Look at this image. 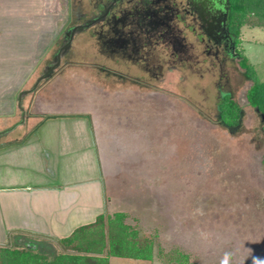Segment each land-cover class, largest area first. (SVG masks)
Segmentation results:
<instances>
[{
  "label": "rangeland",
  "instance_id": "obj_1",
  "mask_svg": "<svg viewBox=\"0 0 264 264\" xmlns=\"http://www.w3.org/2000/svg\"><path fill=\"white\" fill-rule=\"evenodd\" d=\"M9 1L15 6L1 12L0 34L6 35L12 48L16 46L17 57L25 59L16 62L21 77L15 80L16 92L9 94V100L3 99L2 117L11 109V96L30 87L40 74V67L34 68L37 58L55 50L59 43L55 37L66 14L65 0H3V4ZM23 16L28 23L16 24L15 29L10 26L9 35L5 24ZM82 40L83 44H74L81 50L74 59L76 65L52 79L48 90L36 95L38 103L31 109L89 116L96 132L95 146L89 137L88 145H83L80 135V155L87 165V152L82 149L94 148L91 158L96 167L109 173L99 184L102 198L97 199L95 214L123 212L125 223L137 231L139 240L153 243L152 261L113 257L109 264H220L225 253L231 254L229 264H252L251 255L264 257V133L259 113L246 102L250 83L236 61L231 64L238 72L231 98L240 108L241 118L230 129L217 119L215 93H211L206 75L204 92L192 79L191 87L181 90L176 77H168L157 93L112 92L90 70L92 60L86 51L91 43ZM240 43L257 78L264 81V28L243 26ZM231 58L237 59L233 54ZM0 72H4L2 66ZM5 75L0 77L5 83L13 79ZM32 98L27 97L28 106L35 100ZM122 99L127 102L123 104ZM2 117L0 129L12 123V118ZM15 117L18 119V112ZM95 176L99 177L96 172ZM5 208L1 212L0 205V217L7 218ZM0 232L3 248L24 247L32 241V250L48 256L63 251L52 240L22 237L14 241L12 235L6 236V227Z\"/></svg>",
  "mask_w": 264,
  "mask_h": 264
},
{
  "label": "flooded vegetation",
  "instance_id": "obj_2",
  "mask_svg": "<svg viewBox=\"0 0 264 264\" xmlns=\"http://www.w3.org/2000/svg\"><path fill=\"white\" fill-rule=\"evenodd\" d=\"M62 6L66 14L55 37L59 43L38 64L40 74L30 87L15 97L12 123L0 129V149L41 135L52 119L77 117L86 120L93 132L87 115L44 114L31 109L38 103L36 95L48 90L52 79L76 65L74 59L81 50L74 44H83L82 39L91 43L86 51L92 60L90 70L112 92L157 93L168 77H176L181 90L191 87L192 79L203 91L206 75L211 93H215L217 119L224 97L233 98L238 72L231 65L236 53L228 31V0H65ZM28 96L35 99L30 106ZM19 131L22 135L16 138ZM9 137L14 138L7 140Z\"/></svg>",
  "mask_w": 264,
  "mask_h": 264
},
{
  "label": "crops",
  "instance_id": "obj_3",
  "mask_svg": "<svg viewBox=\"0 0 264 264\" xmlns=\"http://www.w3.org/2000/svg\"><path fill=\"white\" fill-rule=\"evenodd\" d=\"M13 6L15 5L12 1L3 4V0H0V14ZM24 18H14L9 24H5L8 25L6 30L9 35L10 26L15 29L16 24L28 23ZM14 32L12 29V35ZM19 35L21 36L20 33ZM5 36L0 34V69L2 66L4 71L0 72V77L5 73L7 78L13 79H7L8 83L3 78L0 80V108L5 98L9 100V94L16 92L15 80L21 77L17 76L16 62L21 63L25 59L17 57L16 46L12 48ZM45 53L47 54L44 52L37 58L34 68H38L40 61L46 56ZM29 75L31 73H27ZM22 82L21 80L20 83ZM2 94L4 95L1 98ZM11 98L8 104L11 109L0 118L10 119L14 116V94ZM121 102L125 104L127 101L122 99ZM41 132V135H33L24 144L0 149V210L2 212L6 207L5 210L9 213L7 218L0 217V231L6 227V236L12 235L14 241H20L22 237L42 238L59 245V239L69 236L78 227L93 223L98 215L103 214H95V204L97 199L102 198L103 187L99 184L109 173L103 167H96L95 159L91 158L94 148L82 149L87 152V165L83 162L85 156L80 155V135L84 139L83 145L88 142L89 137L91 146H95L96 133L94 129L91 132L90 124L86 120L52 119ZM21 135L22 132L19 131L15 137L20 138ZM13 138L9 137L7 140ZM95 172L99 175L98 178ZM27 243L25 245L29 246L32 241Z\"/></svg>",
  "mask_w": 264,
  "mask_h": 264
},
{
  "label": "trees",
  "instance_id": "obj_4",
  "mask_svg": "<svg viewBox=\"0 0 264 264\" xmlns=\"http://www.w3.org/2000/svg\"><path fill=\"white\" fill-rule=\"evenodd\" d=\"M227 24L234 42L237 67L250 83L245 93L246 102L259 113L264 133V81H259L240 45L243 26L264 28V0H228ZM220 104V124L230 129L238 126L241 110L231 96L226 95ZM262 156L264 165V145ZM125 219L123 212L98 215L93 223L78 227L60 239L63 251L53 256L27 245L0 247V264H109L113 257L152 261L153 243L140 241L137 231L128 226ZM29 245L33 247V243ZM181 258L186 260V256Z\"/></svg>",
  "mask_w": 264,
  "mask_h": 264
},
{
  "label": "clouds",
  "instance_id": "obj_5",
  "mask_svg": "<svg viewBox=\"0 0 264 264\" xmlns=\"http://www.w3.org/2000/svg\"><path fill=\"white\" fill-rule=\"evenodd\" d=\"M248 251L249 253H252L251 249H249ZM250 258H251L252 264H264V257L251 255ZM230 259H231V254L225 253L223 259H221L220 261V264H229Z\"/></svg>",
  "mask_w": 264,
  "mask_h": 264
}]
</instances>
